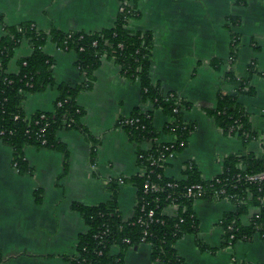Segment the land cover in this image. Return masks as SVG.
<instances>
[{
  "label": "crops",
  "instance_id": "0c3cea01",
  "mask_svg": "<svg viewBox=\"0 0 264 264\" xmlns=\"http://www.w3.org/2000/svg\"><path fill=\"white\" fill-rule=\"evenodd\" d=\"M120 9L119 0H0V39L3 26L29 23L37 31H81L95 33L110 28ZM139 17L127 21L133 32H149L153 37L150 79L162 93H173L185 102L182 119L192 131L186 147L169 156L163 167L166 178L181 180L186 163H193L201 178L208 180L221 172L223 159L231 154L261 156L264 153V0H139ZM232 38L237 40L236 55L231 53ZM43 52L53 60L56 84L71 87L82 82L72 51L58 48L51 40ZM31 53L26 41L14 49L7 63V73H17L19 62ZM212 61L220 62L214 67ZM253 64L258 74L251 76V96L239 102L257 137L242 142L224 135L207 109L215 106L216 95L233 94V86L224 83V73L231 69L243 77ZM89 90L77 95L83 110L81 124L95 143V157L90 158L91 141L75 129H61L57 140L67 151L26 146L23 159L30 174H21L13 166V151L0 141V264H69L65 257L75 255L77 238L86 231L73 203L94 206L110 198L111 181L128 179L138 173L137 150H146L149 142L137 146L117 126L119 118L133 113L151 112L152 125L160 132L157 142L171 137L162 133L167 117L141 101L140 87L121 75L110 59H102ZM58 92L45 91L25 96L23 110L27 116L36 112H53ZM117 206L123 220L133 215L136 189L125 182L117 185ZM264 207V198L261 201ZM198 223L196 235L182 236L174 245L183 264H264V242L257 236L250 241H236L220 248L223 228L220 219L234 211L227 200L196 199L192 204ZM258 209L253 207L240 218L247 226ZM168 206L164 214L170 216ZM197 241L214 252L201 251ZM115 255L118 247H111ZM123 264H163L153 261L150 246L127 250Z\"/></svg>",
  "mask_w": 264,
  "mask_h": 264
},
{
  "label": "trees",
  "instance_id": "16d2710c",
  "mask_svg": "<svg viewBox=\"0 0 264 264\" xmlns=\"http://www.w3.org/2000/svg\"><path fill=\"white\" fill-rule=\"evenodd\" d=\"M122 11L115 17L113 25L95 33L81 31L48 33L37 31L29 23L17 26H3L5 35L0 39V141L13 151V164L21 174H30V168L23 159V148L33 146L57 151L63 155V165H67L65 146L56 138L61 129L80 131L88 140H92L81 124L83 110L76 103L79 92L89 90L94 83V73L102 59L112 60L125 78L137 81L140 87L141 101H148L153 109L167 117L162 129L163 134L174 136L171 143L157 142L160 132L152 125L151 112L133 113L119 118L117 126L124 130L129 140L139 146L149 142L148 150H137L139 172L133 177L122 179L130 182L136 189V202L133 215L123 220L117 206V181H111L110 198L105 203L86 206L73 203L71 209L82 218L86 231L77 238L75 255L65 257L69 264H123L124 253L141 243L150 246L153 261L163 264H183L176 255L174 245L182 236L196 235L198 223L193 213L192 204L196 199L227 200L234 211L223 215L220 225L223 237L220 248L230 247L236 241H250L257 236L264 242V182L248 181L245 175L256 176L264 172V153L231 154L222 161L221 172L212 179L201 178L196 166L189 162L183 167L181 180L166 178L163 166H149L158 155L168 156L181 152L187 145L192 131L190 124L182 119V112L187 107L185 102L173 93L163 94L157 84L150 79V57L153 37L149 32H133L127 29V21L139 17L136 4L139 0H119ZM47 40L75 55V67L82 76V82L74 87L68 84H56L53 78V60L43 52ZM22 41L31 49L28 57L19 62L17 73H7L6 66L13 51ZM231 59L235 58L237 40L232 38ZM220 62L212 61L214 67ZM258 74L254 65L247 66L243 77H237L229 69L222 80L233 86V94L216 95L215 106L207 109L206 114L213 119L217 128L224 135L235 136L242 142L257 137L252 129L246 112L239 102L242 95H253L250 84L251 76ZM53 87L58 92L54 101L53 112H36L27 116L23 110L26 95L36 94ZM43 117V118H42ZM124 118L132 119L130 125H121ZM44 128V131H41ZM90 158L95 157V143L91 141ZM165 147L168 148L165 150ZM142 173H141V172ZM154 184L156 189L144 192V185ZM192 185L201 190L193 196H186V189ZM222 192V193H220ZM168 206H175L174 215H163ZM257 208L247 226L240 223V218L247 215L251 208ZM152 211L153 216L148 217ZM146 222L140 224V221ZM201 251L214 252L197 241ZM118 247L113 255L111 247ZM1 262V260H0Z\"/></svg>",
  "mask_w": 264,
  "mask_h": 264
},
{
  "label": "built area",
  "instance_id": "2783aa9c",
  "mask_svg": "<svg viewBox=\"0 0 264 264\" xmlns=\"http://www.w3.org/2000/svg\"><path fill=\"white\" fill-rule=\"evenodd\" d=\"M119 11H122V7H121V5H120V9H119ZM42 118H43V117H42ZM133 122H134V121H133L132 119L124 118L123 121L121 120L119 123H120L121 125H125V124H126V125H130V124H132ZM41 131H44V128H42ZM169 136L171 137V140H169V141H167V142H165V143H171V142H172L174 136H173L172 134H170ZM162 143H164V142H162ZM167 149H168V148L165 147V150H167ZM146 150H148V149H146ZM171 155H173V154L171 153V154H169L168 156H165V155H163V154L158 155L156 159L151 160L149 166L152 167V166H155V164H159L160 166H163V167H164V164H165L166 159H167L169 156H171ZM13 166L15 167V164H13ZM15 168H16V167H15ZM138 172H139V170H138ZM140 172H141V171H140ZM141 173H142V172H141ZM244 178H246L248 181H253V182H255V181H256V182H264V172H262V173H260V174H258V175H256V176H248V175H245ZM117 182L120 183V184H122V183H123L122 178L117 179ZM154 189H156V185H154V184H148V183H146V184L144 185V192H147V191H150V190H154ZM200 190H201L200 186H198V185H192V186H190V187H188V188L186 189V196H188V197L193 196L194 193H197V192H199ZM220 193H222V192H220ZM171 207L174 208V213H175V211H176V207H175V206H171ZM174 213H173L172 215H174ZM162 214L165 215V214H164V210H163ZM152 216H153V212H152V211H149V212H148V217L151 218ZM145 223H146V222H144V221H142V220L140 221V224H145Z\"/></svg>",
  "mask_w": 264,
  "mask_h": 264
}]
</instances>
